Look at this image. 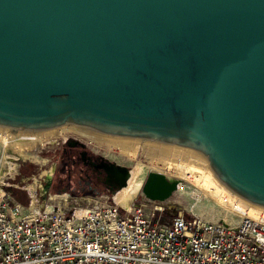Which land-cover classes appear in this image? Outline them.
Instances as JSON below:
<instances>
[{
  "label": "water",
  "instance_id": "obj_1",
  "mask_svg": "<svg viewBox=\"0 0 264 264\" xmlns=\"http://www.w3.org/2000/svg\"><path fill=\"white\" fill-rule=\"evenodd\" d=\"M67 124L198 151L264 210V0H0V127ZM178 187L151 171L142 193Z\"/></svg>",
  "mask_w": 264,
  "mask_h": 264
},
{
  "label": "built area",
  "instance_id": "obj_2",
  "mask_svg": "<svg viewBox=\"0 0 264 264\" xmlns=\"http://www.w3.org/2000/svg\"><path fill=\"white\" fill-rule=\"evenodd\" d=\"M8 135L0 127V148ZM3 178L0 264H264L263 213L238 223L183 214L166 220L162 201L125 205L114 194L30 192L22 203Z\"/></svg>",
  "mask_w": 264,
  "mask_h": 264
},
{
  "label": "rangeland",
  "instance_id": "obj_3",
  "mask_svg": "<svg viewBox=\"0 0 264 264\" xmlns=\"http://www.w3.org/2000/svg\"><path fill=\"white\" fill-rule=\"evenodd\" d=\"M77 128L81 129L82 127L74 124H67L61 127L54 128L53 130L50 129L49 131L45 130L21 132L22 136L18 135L19 139L17 138L13 142L10 141L6 146H1L0 177H4L2 181L7 184L8 189L13 193L18 201L27 203L29 201L30 192L35 193L40 198L48 194L44 193L45 184L49 178L48 176L51 174L53 166L56 163V159L59 156V150L62 141L64 140V138L72 134L79 136L81 139L85 140L87 143H89L90 146H92L98 152H101L109 160L115 161L121 165H125L128 168H133V170L134 168H137V179L133 183V188L124 194L131 195L135 193L136 190L142 188L143 183L148 176V173H150L151 171L161 172L167 177L173 180H177L179 183V187L167 200L162 201V203H158L159 205H163L164 207H166V213H163L166 220H169L175 215L183 214L186 216H196L206 221H226L231 223H238L243 217V214L236 211L232 206L229 205L228 202L226 203L225 201H218V199L213 198L208 193H206V191L199 185L194 174L187 169V167L190 165H196L198 167L204 165V169L210 172L211 175L214 176V179L216 178L215 180H218L217 183L219 185L221 184V187L226 192L233 194L216 176L214 171L210 168L209 161L207 160L206 156L202 153L183 146L166 144L141 138H107L119 139L126 142L136 140L139 141V144L143 143L145 146H150L152 144L154 146L158 145L155 148L159 147L158 149H156L157 153H149V151L143 145H139L135 152V156L130 157L127 153H124L125 151L121 150L120 146L110 147L106 144H101L99 143V141L94 139L92 140L91 138L83 135L86 131L79 130ZM70 129H76V131L78 130L79 133L67 131ZM51 131H53L52 133H54V135L50 136L48 140L33 142V136L34 138H36L37 135L40 137L41 133H49ZM95 134L96 133H94V135ZM14 137H16V135ZM150 148L152 147L150 146ZM164 148L166 150H162ZM158 151H166V155H164L165 152L159 154ZM159 156H163L162 158L164 159ZM165 156L168 159L165 158ZM115 192H104L99 195L114 194L115 196ZM99 195H96V197ZM233 195L236 196L235 194ZM54 199H56V202L64 203L63 200L61 201V197L56 196V198ZM145 199L146 197L142 193L141 189L137 194L133 195L129 201L142 203L145 202ZM79 202H82L81 204L86 203L84 200H79ZM71 204L74 203L72 201H69V205ZM250 206L251 205L248 204V207ZM252 208H255V210H253L254 213H256L255 215L259 216L260 213L264 214L263 210L259 211L258 208V212H256V207L253 206ZM249 216L256 217L254 215Z\"/></svg>",
  "mask_w": 264,
  "mask_h": 264
},
{
  "label": "flooded vegetation",
  "instance_id": "obj_4",
  "mask_svg": "<svg viewBox=\"0 0 264 264\" xmlns=\"http://www.w3.org/2000/svg\"><path fill=\"white\" fill-rule=\"evenodd\" d=\"M110 161L85 140L70 134L62 141L44 191L68 193L74 197L110 192L116 184L108 177Z\"/></svg>",
  "mask_w": 264,
  "mask_h": 264
},
{
  "label": "bare ground",
  "instance_id": "obj_5",
  "mask_svg": "<svg viewBox=\"0 0 264 264\" xmlns=\"http://www.w3.org/2000/svg\"><path fill=\"white\" fill-rule=\"evenodd\" d=\"M75 127V126H74ZM76 128V127H75ZM5 129V128H3ZM79 130H83V131H86L83 135L91 138L92 140H97L99 141V143H103V144H106L110 147H113V146H120L121 147V150L125 151L124 153H127L130 157H134L135 156V152L138 148L139 145H143L148 151L149 153H157L156 149L158 148H155L157 147L158 145L154 146V145H150L152 148H150V146H145L143 143L142 144H139L138 142L139 141H136V140H132V141H122V140H119V139H124V138H121V137H126V136H117V135H111V134H105L103 132H100V131H96V130H92V129H89V128H84L82 127L81 129L80 128H77ZM87 129V130H85ZM7 130V129H5ZM53 130V129H51ZM91 130V131H90ZM9 131V130H8ZM49 131V130H47ZM67 131H72V132H78V130L76 131V129H70V130H67ZM27 132V131H26ZM31 132V131H29ZM53 131L47 133H41L40 137L37 135L36 138H34V136L32 137L33 139V142L34 141H40V140H48L50 138V136H53L54 133H52ZM91 132V134H90ZM79 133V132H78ZM94 133H96L94 135ZM13 134V135H12ZM36 134V133H35ZM16 135V137H14ZM18 135L19 136H22V133H13L11 132L10 135H8L5 139H4V142L6 144H8L10 141H14L18 138ZM99 135V136H97ZM31 136V135H30ZM29 136V137H30ZM102 136H107V137H102ZM55 137V136H54ZM108 137H113V138H119V139H107ZM126 138H129V137H126ZM19 139V138H18ZM17 142V141H16ZM23 142V141H22ZM32 142V143H33ZM18 143V142H17ZM19 144V143H18ZM22 144V143H21ZM149 147V148H148ZM163 148V147H162ZM161 150V148H160ZM162 150H166L165 148L162 149ZM122 151V152H123ZM162 152H165L164 155H166V151H162ZM162 152H159L158 153H162ZM170 152V151H168ZM148 153V154H149ZM174 153V152H173ZM180 154V153H179ZM151 155V154H150ZM168 155V153H167ZM172 155V154H171ZM158 156V155H157ZM174 156V155H173ZM161 157V156H159ZM163 157V156H162ZM161 157V158H162ZM165 158H167L165 156ZM174 158V157H172ZM178 158V157H177ZM164 159V158H162ZM168 159V158H167ZM198 159V158H197ZM179 160V159H178ZM183 162V161H182ZM178 164V163H177ZM201 164V163H200ZM199 164V165H200ZM204 164V163H203ZM204 166V165H203ZM201 165V167H198L196 165H190L187 167V169L192 172L194 174V176L196 177L199 185L202 187V189H204L206 191V193H208L210 196H212L213 198H216L218 199V201L220 200L221 202L225 201L226 203L228 202L230 206H232L236 211L240 212L241 214L243 215H254L257 217V215H255L256 213H254L253 210H255V208H252L253 206H250L248 207V203H246L245 201H243L242 199L234 196L233 194L229 193V192H226L222 187H221V184L219 185L217 183L218 180H215L214 179V176L211 175L210 172H208L206 169H204ZM178 169V168H177ZM180 172V171H179ZM197 173V174H195ZM127 174V179H126V183L125 185H123L121 188H119L116 192H115V198L120 202V203H123V204H128L129 203V200L131 199V197L135 194H137L142 188H140L139 190H136L135 193L131 194V195H127V194H124L126 193L127 191H130L132 188H133V183L134 181L137 179V168H129L126 172ZM143 187V186H142ZM120 191V192H119ZM118 192V193H117ZM123 192V193H122ZM134 198V197H133ZM225 204V203H224ZM227 205V204H226ZM228 206V205H227ZM258 208H256V212ZM259 211L261 209H258ZM264 211V210H263ZM259 214V213H257ZM252 217V216H251Z\"/></svg>",
  "mask_w": 264,
  "mask_h": 264
},
{
  "label": "trees",
  "instance_id": "obj_6",
  "mask_svg": "<svg viewBox=\"0 0 264 264\" xmlns=\"http://www.w3.org/2000/svg\"><path fill=\"white\" fill-rule=\"evenodd\" d=\"M53 191V190H52Z\"/></svg>",
  "mask_w": 264,
  "mask_h": 264
}]
</instances>
